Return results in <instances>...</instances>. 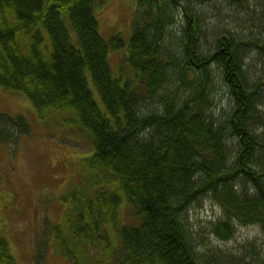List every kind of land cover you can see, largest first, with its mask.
<instances>
[{
	"label": "trees",
	"instance_id": "obj_1",
	"mask_svg": "<svg viewBox=\"0 0 264 264\" xmlns=\"http://www.w3.org/2000/svg\"><path fill=\"white\" fill-rule=\"evenodd\" d=\"M101 1L0 0V87L41 115L74 111L90 145L32 264L48 246L69 264H264L258 245L234 257L210 241L238 225L264 237V0H134L126 39L100 34ZM124 44L134 88L108 63ZM28 126L0 114V143ZM202 197L220 213L200 237L187 211ZM0 264H31L1 221Z\"/></svg>",
	"mask_w": 264,
	"mask_h": 264
},
{
	"label": "rangeland",
	"instance_id": "obj_2",
	"mask_svg": "<svg viewBox=\"0 0 264 264\" xmlns=\"http://www.w3.org/2000/svg\"><path fill=\"white\" fill-rule=\"evenodd\" d=\"M134 10V0H102L95 9L100 34L108 38L120 33L125 39L128 38ZM16 37L23 48L27 49L24 33L18 32ZM110 50L108 63L112 74H121L123 79L130 78L132 88L138 86L139 73L135 75L133 68L124 59L127 44ZM92 82L88 76L93 96L104 109ZM121 82L124 83L123 80ZM261 107L264 109V105ZM0 114L10 118L23 116L29 125L27 133H21L8 143H0V221L3 232L10 238L16 259L20 263L32 264L36 245L42 244L44 237H49L48 229L59 221L65 209L60 194L67 183L73 180V175L77 177L80 160L89 154L90 145L88 140L78 134L75 125L65 120L75 117L74 111L45 110L41 115L21 93L1 87ZM187 213L193 230L202 237L206 234L204 230L209 229L211 219L219 215L220 210L205 200L199 205H191ZM211 240L221 253L227 255L238 256L241 253L237 252L253 244L258 245L260 251L264 249V237L256 225H238L234 237L227 242L213 237ZM43 264L69 263L54 254L48 246Z\"/></svg>",
	"mask_w": 264,
	"mask_h": 264
},
{
	"label": "bare ground",
	"instance_id": "obj_3",
	"mask_svg": "<svg viewBox=\"0 0 264 264\" xmlns=\"http://www.w3.org/2000/svg\"><path fill=\"white\" fill-rule=\"evenodd\" d=\"M251 182H253V179L252 178H249L248 181L244 184V187L250 186L251 185ZM201 200L202 201H205L206 200V197H202ZM209 201H210V203H213L214 202V201H211V200H209ZM214 205L217 207L216 204H214Z\"/></svg>",
	"mask_w": 264,
	"mask_h": 264
}]
</instances>
